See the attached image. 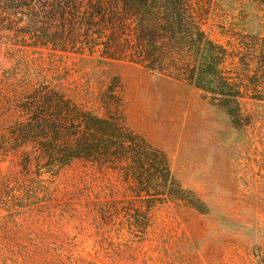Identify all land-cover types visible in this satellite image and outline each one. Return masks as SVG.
<instances>
[{"label":"rangeland","instance_id":"rangeland-1","mask_svg":"<svg viewBox=\"0 0 264 264\" xmlns=\"http://www.w3.org/2000/svg\"><path fill=\"white\" fill-rule=\"evenodd\" d=\"M215 7L213 39H258L257 8L232 0ZM20 41L0 35V264H264V102L242 100L246 125L233 126L192 85ZM43 82L68 94L120 88L129 128L167 154L186 200L200 205L158 202L151 210L154 203L84 162L37 181L15 138L21 93Z\"/></svg>","mask_w":264,"mask_h":264},{"label":"trees","instance_id":"trees-1","mask_svg":"<svg viewBox=\"0 0 264 264\" xmlns=\"http://www.w3.org/2000/svg\"><path fill=\"white\" fill-rule=\"evenodd\" d=\"M232 1L263 15L252 44L238 39L226 46L212 38L216 0H0V35L13 34L19 46L126 62L192 85L233 126H244L242 100L264 102V0ZM122 93L108 86L68 94L49 82L25 87L15 138L22 167L36 169L43 181L84 162L104 177L111 173L132 198L154 203L151 210L158 202L197 208L200 202L186 200L189 191L174 181L167 154L129 128Z\"/></svg>","mask_w":264,"mask_h":264}]
</instances>
